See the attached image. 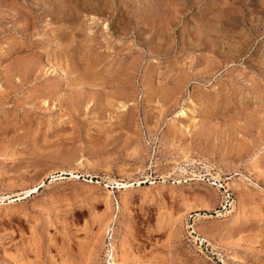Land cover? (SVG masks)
<instances>
[{
  "label": "rangeland",
  "instance_id": "1",
  "mask_svg": "<svg viewBox=\"0 0 264 264\" xmlns=\"http://www.w3.org/2000/svg\"><path fill=\"white\" fill-rule=\"evenodd\" d=\"M0 264H264V0H0Z\"/></svg>",
  "mask_w": 264,
  "mask_h": 264
},
{
  "label": "bare ground",
  "instance_id": "2",
  "mask_svg": "<svg viewBox=\"0 0 264 264\" xmlns=\"http://www.w3.org/2000/svg\"><path fill=\"white\" fill-rule=\"evenodd\" d=\"M125 187H126V186H125ZM116 247H117V246L115 245V246H114V249H115L116 252H117L116 254H118L119 252L117 251ZM119 256H120V255H119ZM117 258H120V257L117 256Z\"/></svg>",
  "mask_w": 264,
  "mask_h": 264
}]
</instances>
